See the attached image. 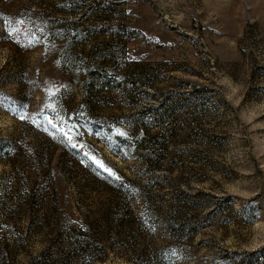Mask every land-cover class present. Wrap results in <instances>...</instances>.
Returning <instances> with one entry per match:
<instances>
[{"label":"rangeland","instance_id":"1","mask_svg":"<svg viewBox=\"0 0 264 264\" xmlns=\"http://www.w3.org/2000/svg\"><path fill=\"white\" fill-rule=\"evenodd\" d=\"M113 2L124 5L120 25L136 34L127 39L123 32L92 33L83 57L92 49L111 60L101 65L108 86L95 97L86 94L79 78L87 75L90 61L65 65L64 44L29 34L23 17L12 19L11 40L0 41L2 100L20 106L0 102V199L6 202L1 223L8 204L16 202L21 215L29 211L24 195L45 184L41 214L61 220L52 225L84 222L82 213L95 212L103 200L100 193L79 188L84 167L108 175L110 169L116 180L145 177L139 145L153 142L166 150L157 177L177 181L179 195L204 204L223 202L217 215L207 208L190 215V227L201 228L190 242L174 244L158 231L154 250L165 252L167 264H264V0ZM28 3L10 0V16ZM48 8L61 15L56 4ZM200 89L205 93L197 104L172 118L168 128L140 136L123 120ZM64 161L72 165L71 174L62 171ZM174 196L165 194L164 210L178 208ZM149 220L157 230L168 225ZM52 237H30L19 264L39 256ZM93 264L133 263L123 252H110L104 263Z\"/></svg>","mask_w":264,"mask_h":264},{"label":"trees","instance_id":"2","mask_svg":"<svg viewBox=\"0 0 264 264\" xmlns=\"http://www.w3.org/2000/svg\"><path fill=\"white\" fill-rule=\"evenodd\" d=\"M9 1L0 0V28L4 27L3 31H0V41L11 40V29L16 26L11 24L12 19L23 17L24 30L29 34L49 37L53 43L58 41L64 44L61 57L65 65L75 64L78 58L90 61L86 65L87 75L79 76L84 80V89L90 97H95L100 89L108 86L106 83L108 78L103 73L101 65L111 61L106 53L92 49L83 57L82 54L94 41L92 33L100 31V37H103L107 31L123 32L127 39L133 38L136 34L131 27L120 25L122 21L118 16L120 13L124 14L121 9L124 5L117 4L113 0H100V3L95 2L94 5H89L88 0H46L45 8L40 5L44 0H37L36 3L35 0H30L32 4L28 3L27 8L15 17L9 14ZM55 4L61 14L58 17L52 8H48V5ZM89 22H93V25L87 27L86 24ZM14 37H20V33L16 35L14 33ZM135 90H139V87H135ZM202 93H205L202 89L183 93L180 97L185 98L178 103L164 104L155 109H143L123 120L132 123L138 130L137 135L148 136L152 131L170 127L171 119L187 112L192 104H197L200 99L196 98ZM4 97L5 95L0 93V102H7L2 100ZM11 106L20 107L15 102ZM95 124L107 127L104 121H97ZM164 133L165 131L162 132ZM139 146L144 150L141 159L146 165L145 177H137L135 180H116L111 175L92 172L90 165L84 167L82 171L85 175L78 183L79 188L88 187L103 196L95 212L89 210L82 213L84 222L66 219L69 221L66 226L58 221L56 226L52 225L53 221L59 219L55 217L47 219L41 214L45 191L48 190L46 184L44 188L38 186L24 195L25 205L29 209L22 213V215L26 214L24 215L26 218L22 217L21 213H17L19 207L16 202L8 204L4 208L6 220L3 224L0 221V264H19L18 256L29 246L28 239L30 237L37 239L49 234L53 237L46 249L39 256L31 258L28 264L104 263L110 252L114 254L123 252L133 264H167L165 252L159 253L154 250L157 232L167 233V240H171L174 244L178 241L190 242L201 229L190 227V215L202 208H207L210 214L217 215L223 202L218 205L204 204L198 197L179 195L176 191L179 184L177 181L169 178L164 180L156 176L157 172L164 169L166 150L157 149L153 142ZM68 150L71 151L70 153L74 152V148L70 147ZM62 164V171L71 174L73 167L69 161H64ZM165 194L175 195L172 203L178 205L177 209L164 210ZM196 201L198 202L194 203ZM5 204L6 202L0 199V208ZM97 212L100 217L92 219L91 216ZM150 217L156 222L164 219L168 224L165 230L151 227ZM203 217V225H205L208 218ZM177 224L180 225L176 226Z\"/></svg>","mask_w":264,"mask_h":264},{"label":"snow or ice","instance_id":"3","mask_svg":"<svg viewBox=\"0 0 264 264\" xmlns=\"http://www.w3.org/2000/svg\"><path fill=\"white\" fill-rule=\"evenodd\" d=\"M73 147H75V145H73ZM101 166L103 167V165H101ZM105 170L108 171L110 175H114V174L111 172L110 169H105Z\"/></svg>","mask_w":264,"mask_h":264}]
</instances>
